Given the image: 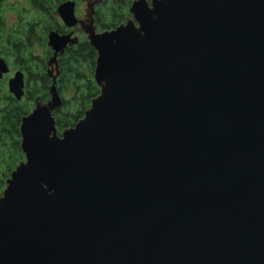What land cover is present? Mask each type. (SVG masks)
Wrapping results in <instances>:
<instances>
[{
  "label": "water",
  "instance_id": "water-1",
  "mask_svg": "<svg viewBox=\"0 0 264 264\" xmlns=\"http://www.w3.org/2000/svg\"><path fill=\"white\" fill-rule=\"evenodd\" d=\"M128 12L80 22L99 88L82 118L58 134L55 78L22 117L0 264H264V0ZM58 13L77 23L73 1ZM76 40L48 35L54 58Z\"/></svg>",
  "mask_w": 264,
  "mask_h": 264
},
{
  "label": "flooded vegetation",
  "instance_id": "flooded-vegetation-1",
  "mask_svg": "<svg viewBox=\"0 0 264 264\" xmlns=\"http://www.w3.org/2000/svg\"><path fill=\"white\" fill-rule=\"evenodd\" d=\"M68 1L74 2L77 20L72 27L65 25L58 13L59 5ZM81 3L84 6L83 15L78 17ZM86 3L87 0H0V122L9 121L7 113L19 108V135L22 117L36 104L49 101V89L53 78L56 85L65 50L81 38L87 40L80 22L87 24L92 19L94 24V9L87 15ZM52 31L59 35L70 34L77 39L57 52L55 58L54 50L48 43V35ZM65 61H68L67 56ZM15 79L19 97L10 87Z\"/></svg>",
  "mask_w": 264,
  "mask_h": 264
},
{
  "label": "trees",
  "instance_id": "trees-1",
  "mask_svg": "<svg viewBox=\"0 0 264 264\" xmlns=\"http://www.w3.org/2000/svg\"><path fill=\"white\" fill-rule=\"evenodd\" d=\"M133 0H99L94 9V25L98 31L109 30L124 23L130 14L128 8ZM83 53V54H82ZM67 56L68 61H65ZM60 73L56 78V88L62 95L61 105L53 111L58 134L73 126L83 117L90 100L98 94L99 88L93 80L96 51L84 38L69 46L61 56ZM71 92L69 97L64 94ZM13 108L7 113L9 121L0 122V195L5 180L15 166L24 159L20 149L18 120L21 112ZM25 110V108H23Z\"/></svg>",
  "mask_w": 264,
  "mask_h": 264
},
{
  "label": "rangeland",
  "instance_id": "rangeland-1",
  "mask_svg": "<svg viewBox=\"0 0 264 264\" xmlns=\"http://www.w3.org/2000/svg\"><path fill=\"white\" fill-rule=\"evenodd\" d=\"M98 2H99V0H87V3H86V13H87V15H89V13H91L92 8L95 9V5L96 4L98 5ZM89 4H90V6H89ZM83 8H84V6L81 3L79 5V9L77 10V16L78 17H81L83 15V10H84ZM82 35H83V33L81 32V36ZM70 95H71V92H68L67 94H64L63 96L67 98ZM60 97L62 98V95Z\"/></svg>",
  "mask_w": 264,
  "mask_h": 264
}]
</instances>
